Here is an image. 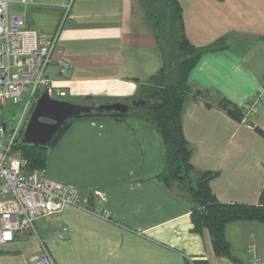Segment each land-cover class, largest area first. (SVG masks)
Segmentation results:
<instances>
[{"label": "crops", "instance_id": "crops-1", "mask_svg": "<svg viewBox=\"0 0 264 264\" xmlns=\"http://www.w3.org/2000/svg\"><path fill=\"white\" fill-rule=\"evenodd\" d=\"M186 38L205 53L189 75L182 128L195 171L219 203L254 206L264 188L263 105L233 120L216 106L238 109L264 86V0H177ZM30 0L19 13L39 37L57 33L45 70L61 101L124 103L161 66L140 0ZM12 14V13H11ZM62 64L69 67L61 70ZM163 147L156 132L134 119L74 120L46 156L45 175L72 186L78 204L40 218L33 230L0 246V264H27L41 245L55 264H245L249 250L264 263V225L225 226L231 257L214 255L207 230L192 232L190 207L155 180ZM106 214V217L104 216ZM66 229V238L58 234Z\"/></svg>", "mask_w": 264, "mask_h": 264}, {"label": "trees", "instance_id": "trees-1", "mask_svg": "<svg viewBox=\"0 0 264 264\" xmlns=\"http://www.w3.org/2000/svg\"><path fill=\"white\" fill-rule=\"evenodd\" d=\"M158 52L161 66L138 88V93L124 103L140 100L144 105L131 108L124 116L83 118H108L118 123L129 119L150 126L158 135L162 147L161 171L155 180L176 197L186 201L190 207L192 232L207 230L212 251L217 257L230 258L229 244L224 236L227 224L238 221L257 222L264 225V188L258 204L254 206L219 203L214 197L210 182L216 176L209 172H198L190 164L192 148L186 142L182 128V110L191 93L189 75L200 58L218 47L216 42L206 48L192 46L186 38L182 10L177 0H140ZM85 98L81 104H92ZM216 106L233 120L240 122L243 111L224 99ZM33 108V106H32ZM30 109V113L32 111ZM76 119L65 121L47 146L25 145L20 139L13 150L25 162V171L44 170L48 151L53 148ZM184 264H207L202 260H186Z\"/></svg>", "mask_w": 264, "mask_h": 264}, {"label": "built area", "instance_id": "built-area-1", "mask_svg": "<svg viewBox=\"0 0 264 264\" xmlns=\"http://www.w3.org/2000/svg\"><path fill=\"white\" fill-rule=\"evenodd\" d=\"M30 0H0V246L14 236L33 230L40 218L59 215L67 206L78 204L75 189L49 179L44 170L25 171V162L13 150L22 136L30 109L44 88L48 95L62 96L46 77L45 70L52 60L57 33L41 38L26 26L23 16L11 14L9 5L26 6ZM74 0H66L68 13ZM62 64L61 70L68 68ZM264 86L243 105L244 117H253L263 105ZM23 104V112L14 128L7 132L3 109ZM106 217V214L104 215ZM58 238H66L61 229ZM249 250L245 264H264ZM27 264H55L45 247L32 255Z\"/></svg>", "mask_w": 264, "mask_h": 264}, {"label": "water", "instance_id": "water-1", "mask_svg": "<svg viewBox=\"0 0 264 264\" xmlns=\"http://www.w3.org/2000/svg\"><path fill=\"white\" fill-rule=\"evenodd\" d=\"M144 105L136 100L126 103H70L52 99L46 88L36 100L21 136L25 145L47 146L61 125L70 119L87 116L119 117L126 115L131 108Z\"/></svg>", "mask_w": 264, "mask_h": 264}, {"label": "rangeland", "instance_id": "rangeland-1", "mask_svg": "<svg viewBox=\"0 0 264 264\" xmlns=\"http://www.w3.org/2000/svg\"><path fill=\"white\" fill-rule=\"evenodd\" d=\"M22 7L20 4L13 3L9 5V11L10 13H19L21 11ZM52 99H59L57 96H52ZM23 112V104H19L17 106H10L7 105L3 109V116L2 119L4 122L7 123V132L11 131L15 124L17 123L18 119L20 118L21 114ZM29 118V115H28ZM27 118V120H28Z\"/></svg>", "mask_w": 264, "mask_h": 264}]
</instances>
